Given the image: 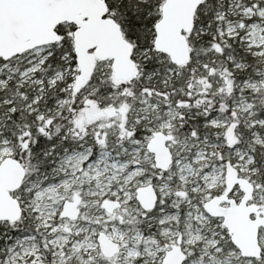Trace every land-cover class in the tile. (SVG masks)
Returning <instances> with one entry per match:
<instances>
[{
    "label": "snow or ice",
    "instance_id": "obj_1",
    "mask_svg": "<svg viewBox=\"0 0 264 264\" xmlns=\"http://www.w3.org/2000/svg\"><path fill=\"white\" fill-rule=\"evenodd\" d=\"M0 264H264V0H0Z\"/></svg>",
    "mask_w": 264,
    "mask_h": 264
}]
</instances>
